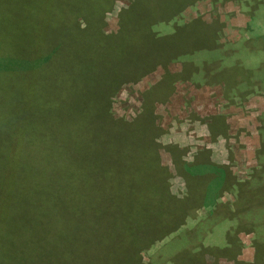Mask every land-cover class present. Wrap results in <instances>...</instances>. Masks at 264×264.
<instances>
[{
	"label": "rangeland",
	"instance_id": "rangeland-1",
	"mask_svg": "<svg viewBox=\"0 0 264 264\" xmlns=\"http://www.w3.org/2000/svg\"><path fill=\"white\" fill-rule=\"evenodd\" d=\"M73 1L77 7H88L95 0ZM171 1L178 0H137L138 15L121 30V13L130 9L133 0H112L102 13L100 30L104 35L121 32L118 37L100 43L90 39L87 33L77 31L68 21L69 1L53 0L56 14L42 11L34 22L33 13H30L34 11V4L29 7V0H0V189L4 186L1 193L8 192L10 186L27 188L44 184L39 171L47 162L51 165L48 186L64 188L63 192L50 198L56 207L51 208L54 212L44 222L52 224L51 232L44 230L42 234L46 236L45 242L56 238L59 245L53 247L54 255L42 256V264H119L122 252L134 249H138V264H175V260L168 259L172 253L180 252L186 233L184 239L189 240L186 251L189 245L190 249L194 247L191 244L199 248L200 242L208 247L223 246L226 242V235L214 238L209 235V230L203 233V238L198 236L201 230L193 227L204 220L201 205L190 211L186 225L180 224L179 228L165 231L163 225L155 224L151 217L143 220L139 228V216H133L134 221L129 225L134 233L122 242L118 234L117 245L110 244L103 235V230L110 226L109 214L104 209L107 200L101 199L105 183L95 180L94 172L114 169V178L118 177L117 181L121 182L119 171L137 169L144 163L142 153L125 146L129 139L109 136L113 141L108 146L98 133L108 85H112L118 76L136 75L149 68L156 55L170 54L175 47L192 48L193 51L191 55L182 52L177 60L157 63L135 80L122 81L109 96L106 107L113 118L122 120V124H134L140 135L145 134V127H152L154 132L141 142L145 144L146 139L153 142V155H157L158 164L155 175H164L162 168L166 167L169 171L166 183L172 196L183 200L188 194L171 157L176 154L172 145L187 142L185 148L190 154L201 147V108L206 109L201 105V93L214 89L212 85L201 89V85L185 79L186 73L181 72L184 57L203 59L216 50L211 48L210 39L203 38L199 31L178 33L157 42L139 31L149 24V20L162 19L173 10L177 5H172ZM60 2L65 3L63 12L57 11ZM186 3L177 20H199L208 25L220 23L219 42L240 44V48L241 45L251 46L253 54L247 62H264V0H188ZM139 13L140 18L136 19ZM84 24L80 21V26ZM155 26L162 32L163 28L170 27L168 21H157ZM245 39L247 41L243 42ZM55 47L56 60L51 68L27 67L29 59L39 60L48 55V48ZM40 64L46 67L48 62ZM74 67L80 71H73ZM198 77L195 79H200ZM242 100L239 108L228 109L234 114L230 153L234 164L239 167L247 164V170L237 172L240 180L237 182L246 183L256 170H260L257 153L264 149V91ZM235 111L239 113L235 114ZM132 139V145H141L136 135ZM105 147L113 152L108 153ZM245 152L248 158L244 156ZM144 153L146 158L150 155L148 149ZM45 155L53 157L41 160ZM57 155L66 156L63 164L57 162ZM128 164L134 166L127 167ZM64 169L71 178L61 179ZM164 183L161 181L162 186ZM234 194L233 191L225 193L220 202H232ZM20 211V216L24 217V205ZM157 218L161 222L160 217ZM205 219L201 228L206 230L216 226L225 230L227 227V223L218 226L217 221ZM13 226L11 206L5 205L0 212V247L4 250L9 248ZM138 230H141L140 235ZM236 237L235 252L243 253L244 257L247 253L254 260L257 245L253 242L264 237L261 230L240 231ZM205 256L206 262L214 258L211 253ZM228 260H222V264H232ZM4 263L8 264L7 261Z\"/></svg>",
	"mask_w": 264,
	"mask_h": 264
},
{
	"label": "trees",
	"instance_id": "trees-1",
	"mask_svg": "<svg viewBox=\"0 0 264 264\" xmlns=\"http://www.w3.org/2000/svg\"><path fill=\"white\" fill-rule=\"evenodd\" d=\"M65 1H69L70 11L68 12V21L74 24L77 31L87 33L90 39L98 40L100 43L103 42L104 39H114L118 37L122 27L124 25L126 26L131 19L135 18L139 11L135 7L137 0H133L130 9L123 10L121 13V30L119 33L104 35L100 30L102 13L112 0H95L88 7L83 5L77 7L73 0H64V2ZM187 1L188 0L171 1L172 5H177L173 10H170L162 19L149 20V24L140 28L139 31L149 36L153 42L161 41L163 38L172 37L178 33H186L187 31H199V33H203V38H209L211 48L216 51L208 54L206 57L204 56L203 59L193 56L184 57L185 62L183 63V70L181 72L182 74L186 73L184 74V78L189 79L197 86L221 84L224 90V96L227 99H244L249 95L262 93L264 91V62L252 63L249 60L247 62V58L253 54L252 47L249 46L248 48L246 45H241L240 48V44L235 45L226 41L219 42L222 28V24L220 23L208 25L199 20L190 22H183L181 19L177 20L176 18L179 17L182 9L187 5ZM64 2H60V6L57 8L58 12H63L65 10ZM32 3L34 4L32 7L34 11L30 13H33L34 22L37 14L42 11H51L53 14H56L53 0H29V7ZM138 18H140V13L136 19ZM143 19L144 18H142V20ZM80 21H84L85 24L80 26ZM157 21H168L170 27L168 29L162 27L164 29L163 32L159 31L156 26L154 27ZM246 41L245 39L243 42ZM192 51V48L184 50L175 47L170 54H167L168 56L165 54L162 56L156 55V59L149 68L142 70L136 75L118 76L114 79L116 81L112 85H108L109 88H107V95L100 116L101 122H99L98 125V133L104 138V143L108 146L111 143L110 141H113L109 136L129 139V142H127L125 146L128 150L136 148L139 153H142L144 159V163L140 168H130L119 171L121 182L117 181L118 177L114 178V169H110L109 171L95 169L96 172H94L93 175L95 180L100 182L103 180L105 183L103 186V197H101V199L104 198L107 200V202L104 203L107 205L104 206V209L107 210L109 214L110 226L103 230V235L110 244L113 243V245H117V242H119L118 239L115 240L117 234L118 236L120 235V241L122 242L127 235L134 233V229L129 225V222L133 223L134 221L133 216H139V224L137 223L139 228L143 220L151 217L155 224L163 225L166 231L172 228H179L180 224L186 225V218L190 215V211L199 206V203L194 200L196 198L192 197V195L191 198L186 201L192 193L191 190H189L187 196L183 200H178L176 197L172 196L166 183L169 175V171L166 167H161L165 173L164 175H155L157 155H153L155 151L152 147L153 142L152 140L148 141V139L144 141L146 142L145 144L141 142L143 138H148L147 135L154 132L152 127L149 126L148 128V126L145 127L143 125V127H145V134L143 135L141 133L140 135L138 132L139 129L134 124L130 126L122 124V120L113 118L106 107L109 96L114 88L122 81L127 79L135 80L141 76L142 72L145 70L149 71L153 66L157 65V63L177 60L181 58L180 54L182 52H188V54L191 55ZM55 52L56 47L48 48L46 51L48 55L36 61L29 59L27 61V67H34L36 70H48L56 60L54 57ZM244 53H248L249 55L246 56ZM41 62H48V65L42 67L40 64ZM76 69L77 68L74 67L73 71H76ZM77 70L80 71V69ZM197 76H199L198 78L200 79H195ZM148 113L149 110L147 109V116ZM147 119L150 120V116H148ZM148 120L145 121L148 123ZM133 135L138 137L141 145H132ZM130 144L132 146H130ZM105 149L108 153L113 152L108 147H105ZM146 149L150 151V155L147 158L144 153ZM51 157L53 156L45 155L41 160H48ZM55 159L60 164H63L64 160H66V156L57 155ZM257 161L260 170H256L255 173H253L251 180L242 183L237 182L234 178V181L230 182L233 192L235 193L234 200L232 202L226 201L220 203L215 208V214L219 218L217 220V225L220 226L222 223H227L225 229L227 239L224 245L219 246L215 244L214 246L208 247L200 242L199 248L191 244V247H194L190 249L189 245L187 248L188 251H186V247L189 243V240L184 239V237L188 235V233H186L183 237L180 252L176 254L172 253L168 261L175 260V264H207L205 255L211 253L215 259L213 264H217L218 258L220 257L233 260L236 262L235 264H264V237L259 238V242L257 243L253 242L255 243L254 246L257 245L254 260L250 262L236 260L238 252H235V247L237 246V237L235 234L240 231H256L258 229L264 234V149L258 151ZM132 166L134 165H127V167ZM50 167L51 165L47 162L45 168H41L39 171L40 178L43 179L44 184L33 185L27 188L17 187L16 185L11 188L10 186L9 191H5V193H1L4 188L2 185L0 189V212L5 205L11 206L14 226L9 238L8 250H4L0 247V264H5L4 261H7L8 264H42V256L44 254L54 255L55 249L53 247L57 248L59 243L56 238L49 239L45 242L46 236H42V234L44 230L50 233L52 224L44 222V220L48 218L49 214L54 212L51 208L56 207V205L51 204L52 200L50 198L63 192L64 188L48 186L47 179ZM67 171V169L61 171L63 173L61 175L62 180H64V178H71V175H69ZM54 181L56 182L55 176ZM161 181H165L163 186L161 185ZM98 184L100 183L98 182ZM59 185L62 184L60 183ZM224 188H226V185ZM228 190H230V188H228ZM23 205L26 208V214L24 217H21L20 209ZM123 215H125V217L121 220L120 218ZM158 216L161 222L158 221ZM205 222L206 219L193 227L201 230V234L198 235L200 238H203V233L209 230L201 228V225L205 224ZM140 231L141 230H138V235H140ZM231 232H233V234H230ZM139 238V236H136V239L139 240ZM152 240L149 241L153 243ZM126 241L128 240L126 239ZM129 243L132 244L130 241ZM42 248H44V251H41ZM136 250L138 249H134L131 252L124 250L119 264H138V259L136 257L138 252L136 253ZM194 259L196 261L195 263ZM189 260H191V262Z\"/></svg>",
	"mask_w": 264,
	"mask_h": 264
},
{
	"label": "crops",
	"instance_id": "crops-1",
	"mask_svg": "<svg viewBox=\"0 0 264 264\" xmlns=\"http://www.w3.org/2000/svg\"><path fill=\"white\" fill-rule=\"evenodd\" d=\"M203 87H206V85H201V89ZM212 87L214 90H208L209 92L205 94L201 93V105L206 107L205 110L201 108V125H199L201 126V147L190 154L185 148L187 142L182 144L178 142V145H172L175 147L176 154H171V157H173L175 167L179 170L178 176L184 181L185 191L188 193L191 190L192 197H195L194 200H197V203L201 205L202 218L205 219L206 217L210 218L208 220L217 221L219 218L212 206L223 203L220 202L223 200V195L233 191L230 182L234 181V178L236 181H240L237 172H239V169L247 170V164L246 166L243 164L241 167L234 164L235 161L232 160V154L230 153L232 138L230 129L234 121V114L233 111H228V109L235 106L239 108V104L244 101L241 99L238 102L235 98H225L221 85H212ZM210 110L213 112H210ZM237 113L239 111H235V114ZM237 119H239L238 116ZM180 139L181 137L176 138L173 143H177ZM188 139L191 140L190 137ZM244 156L248 158L247 152L244 153ZM225 185L226 188H224ZM183 194L186 195V192ZM209 207H211L210 210H206ZM209 232L211 233L209 235L214 238L225 235V230L217 226L210 228ZM235 235L237 236L238 233ZM245 255L246 257L243 253L237 255L236 260H245V262L253 260L247 253ZM225 259L224 257L218 258L217 264H222V260ZM214 261L215 259L212 258L211 262L206 263L213 264ZM228 262L235 264L233 260H228Z\"/></svg>",
	"mask_w": 264,
	"mask_h": 264
}]
</instances>
